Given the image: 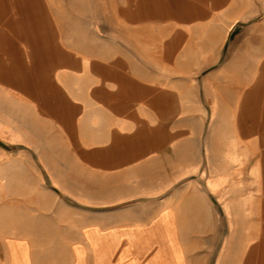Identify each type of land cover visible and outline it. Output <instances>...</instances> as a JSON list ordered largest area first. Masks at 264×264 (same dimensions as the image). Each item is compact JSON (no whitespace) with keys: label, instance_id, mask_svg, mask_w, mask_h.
Here are the masks:
<instances>
[{"label":"crops","instance_id":"1","mask_svg":"<svg viewBox=\"0 0 264 264\" xmlns=\"http://www.w3.org/2000/svg\"><path fill=\"white\" fill-rule=\"evenodd\" d=\"M245 23L264 0H0V264H264Z\"/></svg>","mask_w":264,"mask_h":264},{"label":"rangeland","instance_id":"2","mask_svg":"<svg viewBox=\"0 0 264 264\" xmlns=\"http://www.w3.org/2000/svg\"><path fill=\"white\" fill-rule=\"evenodd\" d=\"M250 39L252 41L255 40L256 42L264 41V33L249 31L247 24L245 23V24H241L240 26L236 27V29H234L233 36L229 35V40L240 43V47H239V54L241 56L240 71H241V77L244 78L242 82L244 83V86L242 89L244 88L246 89L247 84L251 82L247 79L248 73H250L248 72V65H247V59H248L247 42ZM228 55H230V53ZM243 91L244 90L241 91V94L243 93ZM224 131L226 132V129Z\"/></svg>","mask_w":264,"mask_h":264},{"label":"water","instance_id":"3","mask_svg":"<svg viewBox=\"0 0 264 264\" xmlns=\"http://www.w3.org/2000/svg\"><path fill=\"white\" fill-rule=\"evenodd\" d=\"M234 35V31L230 34V36ZM0 145H2L5 148H8V145L6 143H4L2 140H0Z\"/></svg>","mask_w":264,"mask_h":264}]
</instances>
